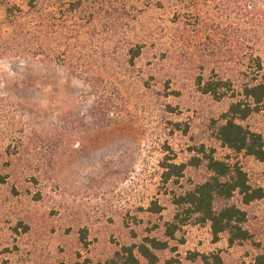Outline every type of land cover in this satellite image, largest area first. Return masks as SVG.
<instances>
[{"label": "rangeland", "instance_id": "obj_1", "mask_svg": "<svg viewBox=\"0 0 264 264\" xmlns=\"http://www.w3.org/2000/svg\"><path fill=\"white\" fill-rule=\"evenodd\" d=\"M93 2L117 21L105 43L118 60L102 92L66 67L0 50V264H124L117 254L145 239L168 243L157 264L254 263L264 254V198L229 202L247 213L252 240L242 244L229 246L227 235L214 242L210 226L193 220L171 239L166 224L174 198L211 176L204 164L190 165L202 145L264 189V161L216 137L234 100L216 101L197 86L219 77L238 93L252 58L264 66V0ZM7 3L26 11L25 0H0L4 40L12 33ZM136 44L142 56L123 66ZM98 103L104 119L92 111ZM243 126L264 137V111ZM165 163L187 164L183 178L165 183Z\"/></svg>", "mask_w": 264, "mask_h": 264}, {"label": "trees", "instance_id": "obj_2", "mask_svg": "<svg viewBox=\"0 0 264 264\" xmlns=\"http://www.w3.org/2000/svg\"><path fill=\"white\" fill-rule=\"evenodd\" d=\"M46 2L45 4L43 3ZM26 11L18 5L7 3L6 15L12 33L8 39H0V50L14 57L37 59L66 67L73 75L83 77V82L96 94L100 91L105 76L118 59L110 53V41L117 21L106 14L104 5L93 0H25ZM104 10V11H103ZM103 14V17L101 16ZM109 43V44H108ZM114 50V49H111ZM123 66L133 67L142 56V47L132 45L124 53ZM249 67L250 80L237 93L230 80L219 77L205 81L200 77L197 86L201 94L216 101L233 99L228 111L221 116L216 127V137L221 145L238 155L264 161V137L243 126L255 113L264 111V66L262 58H252ZM95 116L108 113L93 105ZM202 145L197 149L199 157H193V167L204 164L211 176L204 183L184 195L174 198L177 213L173 222L166 224L167 236L174 238L176 232L190 222L193 225L208 224L213 241L228 236L229 246L252 240L244 228L248 217L246 211L230 204L236 195L243 205L248 206L264 198V189L250 184L249 177L239 163L219 160ZM187 164H163L164 182H178L183 178ZM151 210L159 214L162 208L155 202ZM168 248L167 242L145 239L140 245L123 248V255L117 254L124 264H139L137 256L148 264H157L158 251ZM220 263V262H219ZM218 263V264H219ZM252 264H264V254Z\"/></svg>", "mask_w": 264, "mask_h": 264}]
</instances>
